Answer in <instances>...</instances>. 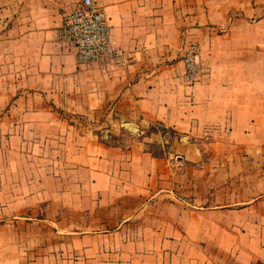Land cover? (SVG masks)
<instances>
[{"label": "crops", "instance_id": "obj_1", "mask_svg": "<svg viewBox=\"0 0 264 264\" xmlns=\"http://www.w3.org/2000/svg\"><path fill=\"white\" fill-rule=\"evenodd\" d=\"M98 2L128 66L81 64L60 39L80 0H0V171L22 149V233L45 169L81 181L92 229L52 221L56 264H264V0ZM191 43L211 65L195 84ZM44 148L65 149L49 170Z\"/></svg>", "mask_w": 264, "mask_h": 264}, {"label": "rangeland", "instance_id": "obj_2", "mask_svg": "<svg viewBox=\"0 0 264 264\" xmlns=\"http://www.w3.org/2000/svg\"><path fill=\"white\" fill-rule=\"evenodd\" d=\"M202 48L208 58V65L211 67L209 54L204 47ZM64 150V148L54 150V152L48 148L39 150V157H42L43 167H47L49 170L51 161L55 165L63 160ZM8 154L11 158L8 163L1 167L0 171V175L3 178L0 181V185L4 190V195L0 202L5 207L4 210L0 211V264H22V237L28 240L23 247L26 248L27 253L32 254L30 261L24 264H35L36 259L33 254L36 251L39 254L42 252L44 257L47 256V259H39V264H56V262L51 261L48 255L52 246L50 245V240L55 236L59 237L66 234L57 232L52 227V221L66 220L71 222L73 225L78 226L76 231L79 232L92 230L91 228H86L90 224L89 219H86V217L89 218V214L86 215L82 212L83 198L78 189L81 187V181H77L75 178L70 180L66 178L67 176H62L58 172L56 177H60V179L57 182H51L45 179L50 173H46L44 169L43 203L40 211L37 212L36 228H31L27 225L22 233V149L19 152H9ZM34 154V150H31V157H34ZM20 158L21 161H19ZM11 161L14 164H10L9 162ZM81 174V168L76 167L75 176L79 178ZM91 225L94 224L91 223ZM35 236L41 238V244L29 241ZM4 240L7 241L5 242ZM58 247L61 246L59 245Z\"/></svg>", "mask_w": 264, "mask_h": 264}, {"label": "built area", "instance_id": "obj_3", "mask_svg": "<svg viewBox=\"0 0 264 264\" xmlns=\"http://www.w3.org/2000/svg\"><path fill=\"white\" fill-rule=\"evenodd\" d=\"M59 37L76 47L81 64L103 63L122 68L132 61L130 53L112 39L110 24L98 0H80L78 6L68 11ZM207 59L200 43H191L185 49L183 60L189 84L201 81L208 73L210 67ZM184 166L179 158L172 160L174 169L180 170Z\"/></svg>", "mask_w": 264, "mask_h": 264}]
</instances>
